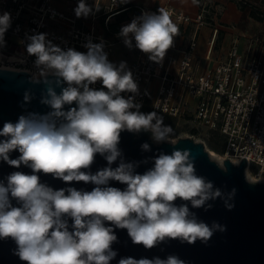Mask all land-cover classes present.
<instances>
[{
	"label": "clouds",
	"instance_id": "1",
	"mask_svg": "<svg viewBox=\"0 0 264 264\" xmlns=\"http://www.w3.org/2000/svg\"><path fill=\"white\" fill-rule=\"evenodd\" d=\"M74 12L77 18H87L93 7L78 0ZM10 26V14L0 15V47L5 45L4 35ZM118 35L126 47L131 49L134 41V47L149 60L160 63L179 35V27L169 11L159 9L133 18ZM28 40L26 51L36 57L38 69L33 82L40 83L43 78L46 89L40 103L50 111L29 112L15 123L5 122L0 129L4 138L0 140V161L31 169V174L14 171L0 180V239L15 242L14 255L26 264H110L117 256L112 248L118 240L115 229H126L132 243L145 249L169 240L206 244L215 231L225 230L216 222L209 226L199 220L189 204L207 210L212 207L209 201L221 198L231 210L234 205L229 201L236 190L225 194L197 175L189 149L160 152L142 174L136 171L139 162L123 158L119 143L124 131L150 132L158 144L177 143L173 128L164 124L161 115L140 111L134 95H122L138 94V84L126 62L118 66L110 62L103 41L89 40L85 53L61 49L43 33ZM97 82L101 88L91 87ZM56 87L61 88L59 94ZM30 99L26 92L24 100ZM141 149L150 151V145L143 143ZM13 151L20 154L15 159L10 158ZM97 154L107 166L92 173ZM41 173L66 184L84 182L94 187L91 191L71 186L54 189L41 181ZM111 181L125 187H112ZM118 264L186 262L169 255L165 259L126 257Z\"/></svg>",
	"mask_w": 264,
	"mask_h": 264
},
{
	"label": "built area",
	"instance_id": "2",
	"mask_svg": "<svg viewBox=\"0 0 264 264\" xmlns=\"http://www.w3.org/2000/svg\"><path fill=\"white\" fill-rule=\"evenodd\" d=\"M159 9L171 13L179 35L174 37L162 62L151 61L141 52L134 61L126 63L138 84V94L122 95H134L135 103L176 118L178 123L184 121L188 134L183 137L194 141L196 136L219 140L224 147L220 153L223 161L229 159L239 165L245 159V171L253 172L257 182H264V31L245 35L243 46L240 37H235L223 57L213 60L210 51L201 64L195 59V52L202 28L214 27L213 45L219 36V22L210 2L203 1L200 11L192 15L170 5L144 7L130 0H109V10L99 31L95 24L80 26L75 16L56 7L53 0H40L33 6L24 0H0V15L9 13L11 19L4 35L5 45L0 47V67L37 75L36 57L29 55L26 48L28 37L41 33L61 49L85 53L84 45L89 40L103 41L109 61L118 66L111 53L113 44L121 41L119 33L113 37L105 34L112 18L126 11L127 21H132L143 12L158 13ZM64 22L69 27L66 32L53 26ZM91 87L99 89L102 85L97 82Z\"/></svg>",
	"mask_w": 264,
	"mask_h": 264
},
{
	"label": "water",
	"instance_id": "3",
	"mask_svg": "<svg viewBox=\"0 0 264 264\" xmlns=\"http://www.w3.org/2000/svg\"><path fill=\"white\" fill-rule=\"evenodd\" d=\"M120 39H123L120 37ZM34 83L31 73L26 71L0 67V129L5 122L15 123L19 116L29 112L46 114L50 108L40 103L42 93L46 85L42 82ZM52 79V77H49ZM66 86V85H65ZM59 94L60 87L55 88ZM31 95L29 101L24 100L25 93ZM75 106V105H72ZM68 106H65L67 110ZM4 139L0 137V140ZM143 143L150 145V151L141 149ZM119 148L122 150L126 162H139L136 168L138 173H143L153 166L152 158L160 152L171 154L174 149H189L195 158L196 173L205 177L221 189L225 194L235 189L234 197L229 203L234 206L229 210L225 207L224 200L217 198L209 201L211 208H191L199 220L209 226L216 222L224 226V231H215L213 236L205 244L197 240L194 244L181 243L179 240H169L152 249H145L143 245L133 244L126 229H115L118 237L112 245L117 256L110 264H118L121 258L132 257L135 259L160 257L167 258L176 255L186 264H264V182L248 181L246 178L247 161L234 165L229 159L219 164L213 159L202 142L194 141L191 137H180L175 145L162 142L155 143L150 132L139 134L124 131L121 133ZM18 151H13L10 158L19 156ZM146 161V162H145ZM107 162L99 154L91 166V172L106 167ZM118 166V161L112 167ZM14 171H22L31 174V169L21 166L14 168L6 162L0 161V180ZM41 181L46 182L54 189L64 187L83 188L91 191L94 185L84 182H65L54 179L51 175L40 174ZM6 183V181H5ZM110 186L123 189L125 185L111 181ZM177 204L181 201L177 200ZM15 205V201H13ZM71 223V221H70ZM16 244L11 238L0 239V264H26L14 255Z\"/></svg>",
	"mask_w": 264,
	"mask_h": 264
},
{
	"label": "crops",
	"instance_id": "4",
	"mask_svg": "<svg viewBox=\"0 0 264 264\" xmlns=\"http://www.w3.org/2000/svg\"><path fill=\"white\" fill-rule=\"evenodd\" d=\"M27 1L29 5L33 6L40 2V0H24ZM134 4H138L144 7H153L156 5H170L175 9L185 11L186 13L196 15L200 11V4L203 1L210 2L212 7L214 8V16L217 18L219 22V36L218 41L213 45V26H205L202 28L200 37L198 39V47L195 52V59L199 60L200 63H205V55H209L211 51L212 59L217 60L223 57L231 44L232 40L235 37H240L241 46L244 45V36H250L252 34L264 31V21H256V24H252L250 29L244 31L240 27H235V25H239L242 20V10L239 8L238 4L235 1L231 0H200L195 3L193 0H130ZM86 3L89 6L93 7V13L90 14L87 18L80 17L77 18L75 15L74 9L77 7L74 3L66 0H53V4L65 11L70 16H75L77 18V22L80 26L84 27H92L95 24L101 31L100 25L102 20L105 18V14H107L109 10V0H86ZM78 4V3H77ZM98 6V8L96 7ZM96 16V19L94 18ZM95 19V21L93 20ZM115 18V17H114ZM112 18V20H114ZM56 29L62 32H66L68 25L67 23H56L53 25ZM123 40V39H121ZM141 51L135 48V51L132 54V57L126 63H130L134 61L139 55ZM117 63V62H115ZM120 63V62H119ZM117 63V64H119Z\"/></svg>",
	"mask_w": 264,
	"mask_h": 264
},
{
	"label": "rangeland",
	"instance_id": "5",
	"mask_svg": "<svg viewBox=\"0 0 264 264\" xmlns=\"http://www.w3.org/2000/svg\"><path fill=\"white\" fill-rule=\"evenodd\" d=\"M196 1H200V0H196ZM231 1H235L239 8L242 10V20L241 23L239 25H235V27H240L242 28V30L244 29H250L252 24H256V19H254L251 16V11H256V13L261 15H264V0H231ZM131 21H127L125 23L122 24V26L129 24ZM134 41H133V47L131 49H129L128 47H126L123 43V40L121 41H117L113 44L112 47V53H111V58H113V60L117 63L124 61L127 62L129 60L130 57H132L133 52L135 51V47H134ZM19 48L25 47L24 45L20 44V46L18 44H16ZM12 50H14L12 48ZM13 52V51H12ZM178 132L174 133V138L178 139L179 136H185L186 134H188V128H187V124L184 123V121H180L178 123L177 126ZM195 140L197 142H202L205 146V150L208 151V153L210 154V156L215 159L216 161L219 162V164H223V162H221L218 159V155L219 153H217L212 146L210 145L209 140L207 139L206 136H196ZM246 178L248 179V181H257V177L254 175L253 172L251 171H247L246 172Z\"/></svg>",
	"mask_w": 264,
	"mask_h": 264
},
{
	"label": "trees",
	"instance_id": "6",
	"mask_svg": "<svg viewBox=\"0 0 264 264\" xmlns=\"http://www.w3.org/2000/svg\"><path fill=\"white\" fill-rule=\"evenodd\" d=\"M251 16L258 20V21H264V15H261L256 13V11H251ZM128 19V12H120L118 15H116V17L114 18V20H112V22H110L109 24V28L106 29L105 34L107 37H113L114 34L119 33L121 28H122V24L125 23ZM140 111L144 112V113H149L152 112V108L147 106H141ZM158 115H161L163 117L164 120V124L171 126L174 130V133L178 132L177 126H178V120L176 118H173L167 114L161 113V112H157ZM210 145L212 146V148L217 152V153H222L223 152V145H221V143L219 142V140L213 138V139H209Z\"/></svg>",
	"mask_w": 264,
	"mask_h": 264
},
{
	"label": "bare ground",
	"instance_id": "7",
	"mask_svg": "<svg viewBox=\"0 0 264 264\" xmlns=\"http://www.w3.org/2000/svg\"><path fill=\"white\" fill-rule=\"evenodd\" d=\"M218 159L222 162L223 160H222V158H221V156H220V153H219V155H218Z\"/></svg>",
	"mask_w": 264,
	"mask_h": 264
}]
</instances>
